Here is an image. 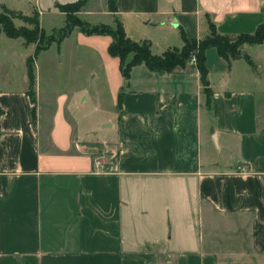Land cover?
Listing matches in <instances>:
<instances>
[{"label":"crops","instance_id":"1","mask_svg":"<svg viewBox=\"0 0 264 264\" xmlns=\"http://www.w3.org/2000/svg\"><path fill=\"white\" fill-rule=\"evenodd\" d=\"M70 1L53 0L63 19L56 4ZM114 1L75 14L117 16L153 54L180 47L179 29L203 38L207 19L229 36L264 22V0ZM80 41L75 53L105 61L102 138L68 93L40 100L34 76L28 94L26 69L0 85V264H264V40L238 47L253 66L204 50L208 101L194 64L139 63L124 79L104 55L110 35Z\"/></svg>","mask_w":264,"mask_h":264},{"label":"rangeland","instance_id":"2","mask_svg":"<svg viewBox=\"0 0 264 264\" xmlns=\"http://www.w3.org/2000/svg\"><path fill=\"white\" fill-rule=\"evenodd\" d=\"M34 6L39 13V25L46 34L64 24L63 15L53 7V0H0V12L2 7H6L30 14ZM77 17L89 24H111V17L105 12ZM12 22L15 26L30 27L19 19H12ZM83 36L76 27L59 44L58 49L55 43H51L37 55L34 62L35 91L40 100L49 91L68 93L69 97L75 98V102L78 101L77 110L73 111L84 121L82 123L91 128L96 138H102L103 133H109V130L103 129L102 120L110 116L113 109L112 97L103 79V56L86 46H79V52H74L76 45L83 43L80 41ZM180 47L176 48L179 50ZM32 51L33 45L23 44L21 37L10 38L0 31V85L5 80L14 87L25 83V59ZM193 53L191 50L188 55L192 57ZM107 54L104 50V55L112 61L111 68L114 67L117 71L116 59Z\"/></svg>","mask_w":264,"mask_h":264},{"label":"trees","instance_id":"3","mask_svg":"<svg viewBox=\"0 0 264 264\" xmlns=\"http://www.w3.org/2000/svg\"><path fill=\"white\" fill-rule=\"evenodd\" d=\"M86 0H74L65 3H57L56 7L64 13V24L52 33L46 34L39 26L38 11L33 8L30 14H23L14 9L2 7L0 12V31L7 37H21L24 44L34 43V49L31 55L25 60V69L27 77V92L32 93L34 83V60L37 54L49 47L54 42L58 45L64 37L77 27L84 34H108L111 41L107 45V52L111 56L118 59L119 71L127 79L132 66L142 63L149 70L154 71H170L175 67L184 65L190 55L188 53L193 50L194 66L199 73V80L202 85V92L209 99L210 88L206 79V68L204 65V50L208 47H214L216 52L226 59L243 58L251 66L253 64L246 55H242L238 47L242 43H260L264 40V22L258 24L252 33H239L233 36L219 34L216 32L213 23L207 19L208 33L201 39L187 38L179 29L182 46L179 48L170 47L159 54H153L150 51V43L148 40H132L124 33L121 22L117 16L113 15L112 24H89L79 19L75 13L84 5ZM107 8L111 13L116 10L114 0H106ZM12 19H19L30 27L24 25L15 26ZM121 92L117 93V106L120 105Z\"/></svg>","mask_w":264,"mask_h":264},{"label":"built area","instance_id":"4","mask_svg":"<svg viewBox=\"0 0 264 264\" xmlns=\"http://www.w3.org/2000/svg\"><path fill=\"white\" fill-rule=\"evenodd\" d=\"M194 56H192V57H190V59L188 60V62L190 63V64H194V58H193ZM244 169V167H241V170H243Z\"/></svg>","mask_w":264,"mask_h":264}]
</instances>
